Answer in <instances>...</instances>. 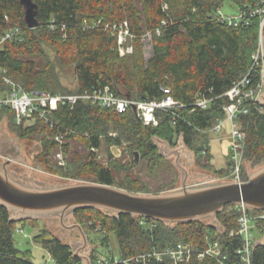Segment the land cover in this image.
<instances>
[{"label":"trees","instance_id":"16d2710c","mask_svg":"<svg viewBox=\"0 0 264 264\" xmlns=\"http://www.w3.org/2000/svg\"><path fill=\"white\" fill-rule=\"evenodd\" d=\"M34 1L38 4L39 25L30 28L20 0H0V39L7 31L20 29L18 36L5 40L0 48V67L4 70L0 75V90L9 88L4 76L30 91L66 94L110 87L119 96L137 100L161 98L163 88L170 87L174 98L183 104L175 110L176 114L161 110L158 125H146L133 109L119 113L113 108L78 100L73 106L59 107L55 112L59 123L53 127L39 119L19 124L10 107H1L0 118H6L20 138L31 141L36 135L45 134L40 138L41 151L35 157L46 170L75 179H98L131 192L143 191L137 176L127 175L117 183L115 168L119 163L115 151L127 143L132 154L129 168L140 162L136 151L141 159L148 161L165 159L156 137L166 139L172 146L182 143L192 148L198 164L213 167L210 137L199 128L213 127L224 116L223 108L229 102L226 92L245 74L250 72L253 83L262 80V68L254 66L253 54L261 39L264 13L258 10L263 8L264 0H235L244 12L238 25L229 24L219 13L226 0ZM124 22H127V40H131L133 51L121 55L118 31ZM147 36H151L152 44L149 57L145 56ZM41 38H51L57 43L60 63L75 64L76 89L61 88L54 66L41 55ZM198 94L212 99L211 105L192 111ZM241 125L246 131L242 172L246 181L249 178L246 162L264 164V107L259 102L252 105L250 112L241 116ZM112 131L118 135H110ZM60 132L67 133L63 144L68 160L65 167L52 160L60 147L55 139ZM198 136H205L204 141L197 143ZM73 139L80 140L87 151L73 150ZM103 141L108 147V164L99 159ZM119 166L124 168L122 164ZM228 167L232 169L230 158ZM227 169L223 171L230 174ZM73 214L91 230L112 231L117 236L121 254L118 257L109 254L106 259L110 264H127L116 262V258L130 260L132 264H175L169 256L158 259L148 253L180 244L203 249L209 239L220 240L227 264H245L236 253L242 238L229 235L238 225L240 213L236 204H226L213 223L203 219L169 224L100 208L76 209ZM11 216L12 212L0 204V264H37L30 251L19 249L14 241L17 224L37 225L35 219L15 221ZM142 221L152 225L145 227ZM33 240L48 251L51 264H84L70 243L47 228L35 234ZM102 241L109 246V235ZM138 255L146 257L137 261L134 258ZM91 264H98L96 255L91 256ZM178 264L219 262L211 255L200 258L193 253L190 259ZM251 264H264V241L255 245Z\"/></svg>","mask_w":264,"mask_h":264},{"label":"rangeland","instance_id":"374dc122","mask_svg":"<svg viewBox=\"0 0 264 264\" xmlns=\"http://www.w3.org/2000/svg\"><path fill=\"white\" fill-rule=\"evenodd\" d=\"M259 10L263 13L264 6ZM220 11L223 15L231 17L237 16L241 12L239 4L235 0H226L222 4ZM144 41L145 56L149 57L152 53L151 36H147ZM56 44L57 43H55L51 38H41V48L43 49L41 55H43L52 66H54L59 76L61 88L64 91L69 89H76L78 80L75 71V64H62L59 62ZM125 45L129 46V48H132L133 51V44L131 40H126ZM259 45L263 46L261 39ZM262 86L263 87L260 95L264 92V85ZM230 131V124L225 123L221 132L208 133V136L210 137L211 152L213 154V157L211 159L213 167L211 168L204 167L198 164V162L196 161L195 152L192 148L187 146L185 147L184 145H169V150H179L178 152L180 155V163L188 171L186 181L190 186L234 180L232 169L228 167L231 144L229 140ZM112 132H110L109 134L112 136L118 135L116 131ZM44 135V133L36 135V137L31 141H29L28 138H20L11 129L8 124V120L4 117L0 118V167L2 168L6 163L9 169V173L14 179L30 186L36 185L38 187H52L69 183L88 181L75 179L60 172H50L43 167L42 163L35 157V155L41 151L40 138ZM204 137L205 136H198L197 143L204 141ZM103 139H105V137H103ZM126 146L127 143H124L117 151H115V157L117 158L118 163L120 165L122 164V166L124 167L120 168L119 164H117L118 168H115L117 183L121 182L127 175L134 176L135 178L137 176L139 183L144 186V189L143 191L134 193L143 194L165 193L173 184H175L177 189H180L182 187V183L185 178V172L176 164V153L171 154L170 157H165V159L162 158L154 161H148L147 158L141 159L140 157L138 160L140 162L137 163L134 167L129 168L128 165L132 160V154L129 152ZM72 148L73 150H78L80 152L87 151L86 146L80 140L73 139ZM99 153V159L104 164H108L109 154L108 147L105 141H103ZM52 160L53 162L58 164V160L55 157V152L52 156ZM263 165L264 164L253 165L249 162H246V167L249 174L256 171ZM226 168H228L227 170L230 169V174H226V172L223 171ZM34 219L37 225L26 223L27 221L24 222L26 224L20 222L17 224V227L14 231V241L19 249L23 251H30L33 260L37 264L52 263V259L48 251L42 246V244L37 243L33 240V236L43 228H47L53 231L62 240L70 243L74 248V251H78L82 254H88L90 257L92 255H96L98 257V261L108 258L109 254L112 255L114 253L117 257L121 254L120 243L114 232L101 230L93 231L87 225H83L79 221L78 217L73 213H70L66 218L65 223L67 226L61 223L59 215L40 216ZM205 220H207V222L209 223H213L215 221L214 218H208ZM76 223H81L83 225L82 226L80 224L83 227L84 233L87 237L86 243L80 230L76 226L69 227V225ZM142 223L145 227H149L152 225L150 222L146 221H142ZM106 234H108L110 237L109 246L105 245L102 241ZM257 237H260V235H258ZM165 249L166 248L162 249L163 251L160 252L154 250V252L163 253Z\"/></svg>","mask_w":264,"mask_h":264},{"label":"built area","instance_id":"2783aa9c","mask_svg":"<svg viewBox=\"0 0 264 264\" xmlns=\"http://www.w3.org/2000/svg\"><path fill=\"white\" fill-rule=\"evenodd\" d=\"M260 11V10H259ZM261 12V11H260ZM221 17L228 21L229 24L238 25L244 16L241 10L240 14L234 17L226 16L219 11ZM264 13V10H263ZM264 20V17H263ZM262 20V21H263ZM20 34L19 28H14L7 31L0 39V48L5 40L11 39ZM129 31L127 22H124L118 31V42L121 54L129 53L132 48L125 45L128 39ZM254 66L262 68V80L253 83V77L250 72L245 74L240 80L226 92L229 102L224 106V116L213 126L206 129L199 128L200 131L211 133L221 132L223 125L229 123L231 127L229 140L230 144V160L232 162L233 181L242 182V170L244 165V149L246 142V131L241 125V116L250 112L251 106L258 102L259 95L262 91L263 72H264V50L263 46L259 45L256 52L253 54ZM4 70L0 67V75ZM5 82L9 85L8 89L0 90V108L4 106L10 107L15 114L16 122H33L34 120H43L45 123L53 127L59 121L55 118V112L61 105L70 104L73 106L78 100L89 102L103 108H113L119 113H125L129 109L136 112L146 125H158L160 122L159 112L161 110L169 113H175L177 108L183 106L176 100L172 94L170 87L163 88L164 96L155 99L137 100L130 97L119 96L110 88H98L93 90H85L78 93H52L45 90H27L22 84L15 81L11 77L4 76ZM212 99L203 97L198 94L195 100L194 111L197 108L207 109L211 105ZM176 114V113H175ZM76 132V130H71ZM113 134V132H112ZM67 133H57L55 139L59 142L60 147L55 151V157L58 160V165L67 166L68 161L63 148L66 141ZM183 145L179 143L177 146ZM97 151L98 148L92 147ZM239 208L238 225L230 230V236H240L242 244L236 249V253L241 257L245 264H251L252 252L258 241L264 239V210H257L245 204L237 205ZM225 232L224 229L221 230ZM260 235V237H257ZM160 252V251H158ZM193 253H197L200 258L206 255L213 256L219 264H227V255L224 254L222 244L219 239H209L208 245L199 249L180 244L176 247H167L163 253L153 252L149 255H154L158 259L163 256L171 257L176 264L183 260L190 259ZM148 255V256H149ZM146 255H138L134 259L139 261L145 258ZM116 262L123 261L127 264H132L130 260H121L116 258ZM99 264H110L109 260H99Z\"/></svg>","mask_w":264,"mask_h":264},{"label":"water","instance_id":"95a60500","mask_svg":"<svg viewBox=\"0 0 264 264\" xmlns=\"http://www.w3.org/2000/svg\"><path fill=\"white\" fill-rule=\"evenodd\" d=\"M25 7V20L30 28L39 25L37 18L38 4L34 0H20ZM260 38L264 49V20L261 24ZM264 85V77H263ZM264 107V92L258 98ZM160 153L165 157L177 154L176 164L185 172L182 187L171 185L161 194L134 193L124 188L106 184L98 179L69 183L52 187L26 185L14 179L7 164L0 167V204L11 212V219L20 221L24 218L59 215L65 226L66 218L76 209L100 208L115 213H128L139 217H150L169 224L191 222L214 218L222 212L226 204H245L257 210H264V165L249 174L246 181H227L190 186L187 183L188 171L180 163L179 150H169L170 143L156 137ZM137 161L140 153L135 152ZM76 226L84 240L87 237L83 227ZM258 241V243L263 242ZM84 264H91V257L75 251Z\"/></svg>","mask_w":264,"mask_h":264}]
</instances>
